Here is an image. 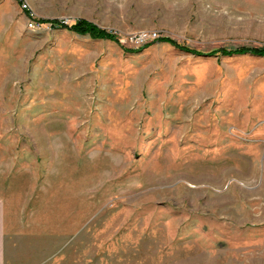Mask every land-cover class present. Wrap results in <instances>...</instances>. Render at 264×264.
<instances>
[{"label": "rangeland", "instance_id": "374dc122", "mask_svg": "<svg viewBox=\"0 0 264 264\" xmlns=\"http://www.w3.org/2000/svg\"><path fill=\"white\" fill-rule=\"evenodd\" d=\"M155 34L261 47L264 0H0L4 264H264V58Z\"/></svg>", "mask_w": 264, "mask_h": 264}, {"label": "trees", "instance_id": "16d2710c", "mask_svg": "<svg viewBox=\"0 0 264 264\" xmlns=\"http://www.w3.org/2000/svg\"><path fill=\"white\" fill-rule=\"evenodd\" d=\"M29 14V11H26ZM38 24H49L52 28L60 29V30H67L75 35L78 36H87L93 40H109L117 42L115 35L111 32L98 28L91 22H88L84 19H78L75 21L74 24L68 26L62 20H45V19H38L36 20ZM156 41L161 43L168 44L175 49L189 54L193 56H221V57H236V56H254L264 58V46L261 47H247V46H240L233 49H219L217 51H212L207 54H202L197 50L190 49L183 45L176 43L175 41L168 39V38H158ZM143 48V47H141Z\"/></svg>", "mask_w": 264, "mask_h": 264}, {"label": "crops", "instance_id": "0c3cea01", "mask_svg": "<svg viewBox=\"0 0 264 264\" xmlns=\"http://www.w3.org/2000/svg\"><path fill=\"white\" fill-rule=\"evenodd\" d=\"M4 201L0 199V264H4L3 242H4Z\"/></svg>", "mask_w": 264, "mask_h": 264}, {"label": "built area", "instance_id": "2783aa9c", "mask_svg": "<svg viewBox=\"0 0 264 264\" xmlns=\"http://www.w3.org/2000/svg\"><path fill=\"white\" fill-rule=\"evenodd\" d=\"M156 38H157V35H156V34L153 35V36H149V37H143V36H141L140 38L135 39V43H136L137 45H140V44H143L144 41H147V40H154V39H156Z\"/></svg>", "mask_w": 264, "mask_h": 264}]
</instances>
